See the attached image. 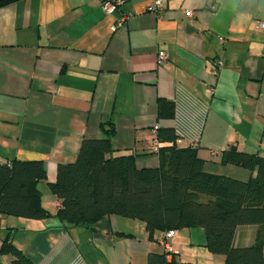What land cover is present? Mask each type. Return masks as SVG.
Listing matches in <instances>:
<instances>
[{"label": "crops", "instance_id": "0c3cea01", "mask_svg": "<svg viewBox=\"0 0 264 264\" xmlns=\"http://www.w3.org/2000/svg\"><path fill=\"white\" fill-rule=\"evenodd\" d=\"M122 0L115 19L99 0H23L0 7V163L42 160L43 205L58 200L48 183L58 163L74 161L81 140L114 126V155L137 168L159 164L154 135L173 128L180 146H194L208 173L248 180L249 170L223 165V150L264 157V0ZM163 52L164 60L158 53ZM173 100L171 119L157 118V100ZM158 146V143H157ZM37 264H147L163 252L138 219L106 215L93 228L0 214V231ZM255 226H239L235 245L253 242ZM200 227L167 240L177 261L223 264L205 246ZM0 264H11L0 255Z\"/></svg>", "mask_w": 264, "mask_h": 264}, {"label": "trees", "instance_id": "16d2710c", "mask_svg": "<svg viewBox=\"0 0 264 264\" xmlns=\"http://www.w3.org/2000/svg\"><path fill=\"white\" fill-rule=\"evenodd\" d=\"M19 1L0 0V7ZM174 114V101L158 98L157 118ZM100 129L102 137L81 140L74 161L57 164L55 181L48 183L59 202L55 212L42 203L39 184L47 179L42 160L0 163V214L55 217L67 229H92L102 217L118 215L142 221L150 240L156 232L200 227L204 246L222 255L223 264H264V157L231 145L222 151L220 163L249 170V179L208 173L194 146L178 145L173 128H158V166L137 168L133 155H114L113 124L103 122ZM239 226H255L252 243L234 244ZM14 230L8 228L0 240V255H9L11 264H37L15 246ZM167 257L165 250L150 252L147 264H205Z\"/></svg>", "mask_w": 264, "mask_h": 264}, {"label": "built area", "instance_id": "2783aa9c", "mask_svg": "<svg viewBox=\"0 0 264 264\" xmlns=\"http://www.w3.org/2000/svg\"><path fill=\"white\" fill-rule=\"evenodd\" d=\"M122 3V0H99L100 7L102 11L107 14L114 17L115 21L113 25L111 26L112 31L118 30L124 23L125 16L121 14L120 12V5ZM161 2L160 0H154V2L151 3V6L149 7L151 10L156 11L160 9ZM257 27L260 31L264 32V21H257ZM159 60H164L165 55L163 52L158 53ZM157 137L156 133L154 135V145L157 147ZM175 233L174 230H169L165 232L164 239L161 240V244L164 246L165 251L169 254H171L172 249L170 246L167 245V240L169 237L173 236Z\"/></svg>", "mask_w": 264, "mask_h": 264}, {"label": "rangeland", "instance_id": "374dc122", "mask_svg": "<svg viewBox=\"0 0 264 264\" xmlns=\"http://www.w3.org/2000/svg\"><path fill=\"white\" fill-rule=\"evenodd\" d=\"M2 236V231H0V237Z\"/></svg>", "mask_w": 264, "mask_h": 264}]
</instances>
